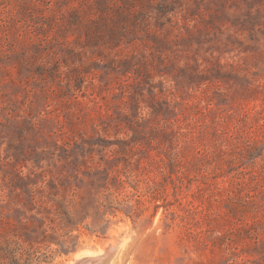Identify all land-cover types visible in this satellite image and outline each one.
Masks as SVG:
<instances>
[{"label": "rangeland", "instance_id": "obj_1", "mask_svg": "<svg viewBox=\"0 0 264 264\" xmlns=\"http://www.w3.org/2000/svg\"><path fill=\"white\" fill-rule=\"evenodd\" d=\"M114 240L264 264V0H0V264Z\"/></svg>", "mask_w": 264, "mask_h": 264}, {"label": "bare ground", "instance_id": "obj_2", "mask_svg": "<svg viewBox=\"0 0 264 264\" xmlns=\"http://www.w3.org/2000/svg\"><path fill=\"white\" fill-rule=\"evenodd\" d=\"M108 244V243H107ZM116 242H115V240L111 243V244H109L106 248H105V251L103 252V254H99V253H97V254H90V255H86V256H88L87 257V259H84L83 260V262H84V264H92V263H94L95 261H99V260H101L102 259V257L103 256H105V255H108V254H110L112 251H113V249L115 248V246H116ZM107 248H109L108 250H107ZM113 248V249H112ZM84 257V256H83ZM87 260V261H86Z\"/></svg>", "mask_w": 264, "mask_h": 264}, {"label": "water", "instance_id": "obj_3", "mask_svg": "<svg viewBox=\"0 0 264 264\" xmlns=\"http://www.w3.org/2000/svg\"><path fill=\"white\" fill-rule=\"evenodd\" d=\"M120 245H121V242L117 243L116 246H115V248H114V249L112 248L113 251H112L110 254H114V253H116V251L119 249ZM108 249H109V248H107V250H108ZM87 257H88V256H84V257L79 258V259L76 261L75 264L81 262V261L84 260V259H87ZM86 261H87V260H86Z\"/></svg>", "mask_w": 264, "mask_h": 264}, {"label": "trees", "instance_id": "obj_4", "mask_svg": "<svg viewBox=\"0 0 264 264\" xmlns=\"http://www.w3.org/2000/svg\"><path fill=\"white\" fill-rule=\"evenodd\" d=\"M30 254H31V252H30Z\"/></svg>", "mask_w": 264, "mask_h": 264}]
</instances>
